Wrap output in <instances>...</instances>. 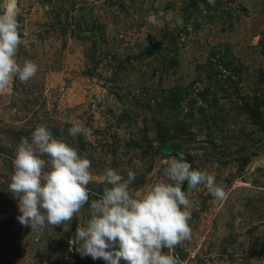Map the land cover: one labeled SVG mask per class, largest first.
I'll return each mask as SVG.
<instances>
[{"label":"rangeland","instance_id":"obj_1","mask_svg":"<svg viewBox=\"0 0 264 264\" xmlns=\"http://www.w3.org/2000/svg\"><path fill=\"white\" fill-rule=\"evenodd\" d=\"M6 12L20 26L17 62L38 70L0 92V264H107L82 256L75 237L106 170L134 171L142 191L168 179L173 157L227 193L183 186L191 239L174 254L184 264H264V0H0ZM74 125L86 134L70 136ZM38 126L91 161L89 203L67 232L21 225L8 189L16 149ZM178 135L200 144L160 151Z\"/></svg>","mask_w":264,"mask_h":264},{"label":"clouds","instance_id":"obj_2","mask_svg":"<svg viewBox=\"0 0 264 264\" xmlns=\"http://www.w3.org/2000/svg\"><path fill=\"white\" fill-rule=\"evenodd\" d=\"M208 4L214 7L215 0ZM200 8L207 12L203 4ZM19 27L17 13L0 14V92L11 85L14 76L28 82L38 70L31 61L17 62L23 42ZM68 132L75 138L87 130L74 125ZM13 165L8 189L18 200L19 223L32 229L63 225V231H69L68 222L89 203L91 161L45 126H38L30 140L21 139ZM166 165L168 179L142 191L131 187L134 171H128L125 178L117 170H106L108 186L98 199L91 200V218L86 225L76 229L82 256L103 259L107 264L121 260L127 264H184L174 254L178 245L191 239L192 202L183 186L190 192L203 185L219 200L227 199V193L212 175L193 170L182 157H173Z\"/></svg>","mask_w":264,"mask_h":264},{"label":"trees","instance_id":"obj_3","mask_svg":"<svg viewBox=\"0 0 264 264\" xmlns=\"http://www.w3.org/2000/svg\"><path fill=\"white\" fill-rule=\"evenodd\" d=\"M195 144H200V142L179 135L172 136L161 141L160 151L176 152L178 154H182L185 153L188 147L194 146Z\"/></svg>","mask_w":264,"mask_h":264}]
</instances>
